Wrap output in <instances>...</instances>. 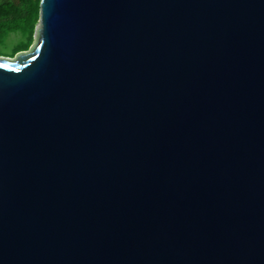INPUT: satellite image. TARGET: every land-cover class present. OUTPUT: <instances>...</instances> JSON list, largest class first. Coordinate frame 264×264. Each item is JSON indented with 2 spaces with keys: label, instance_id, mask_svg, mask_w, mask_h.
<instances>
[{
  "label": "water",
  "instance_id": "1",
  "mask_svg": "<svg viewBox=\"0 0 264 264\" xmlns=\"http://www.w3.org/2000/svg\"><path fill=\"white\" fill-rule=\"evenodd\" d=\"M0 58V264H264V0H41Z\"/></svg>",
  "mask_w": 264,
  "mask_h": 264
},
{
  "label": "trees",
  "instance_id": "2",
  "mask_svg": "<svg viewBox=\"0 0 264 264\" xmlns=\"http://www.w3.org/2000/svg\"><path fill=\"white\" fill-rule=\"evenodd\" d=\"M41 0H0V51L8 50V39L17 37L10 58L28 51L34 43L40 19ZM1 56H5L0 54Z\"/></svg>",
  "mask_w": 264,
  "mask_h": 264
},
{
  "label": "rangeland",
  "instance_id": "3",
  "mask_svg": "<svg viewBox=\"0 0 264 264\" xmlns=\"http://www.w3.org/2000/svg\"><path fill=\"white\" fill-rule=\"evenodd\" d=\"M38 26V25H37ZM37 29V28H36ZM35 35H36V32H35ZM16 40H17V37L15 35H11L7 41L8 43V50L7 51H0V54H3L5 56H1L0 55V58H6V59H9L10 56H7V55H11V51L10 49L12 48V46L16 43ZM32 47V46H31ZM31 49V48H30ZM30 49L28 51H30ZM27 51V52H28ZM26 52V51H25Z\"/></svg>",
  "mask_w": 264,
  "mask_h": 264
}]
</instances>
